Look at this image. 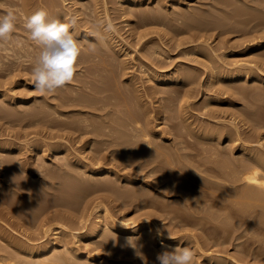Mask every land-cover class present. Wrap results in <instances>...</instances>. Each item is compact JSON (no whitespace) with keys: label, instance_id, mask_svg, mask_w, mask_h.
Masks as SVG:
<instances>
[{"label":"bare ground","instance_id":"obj_1","mask_svg":"<svg viewBox=\"0 0 264 264\" xmlns=\"http://www.w3.org/2000/svg\"><path fill=\"white\" fill-rule=\"evenodd\" d=\"M62 1L64 2L65 0H62ZM113 1H111V2L114 3ZM139 1L140 0H121V3H122L121 5L124 8L123 9L124 13L128 14V13L134 12L137 9V7H136V9L134 8L135 10H131L130 7L135 6V4H137ZM0 2H3V3H5L9 6H12V7H18L19 8V6H20L19 9L21 10V13H22V15L19 16V18L16 22V30L17 29L18 30L17 31L15 30V33L13 34L11 41L7 42L3 48H0V70H1L2 66H4V65H2V63H8V64L10 63L11 64V66L6 64L10 67L7 66V68H5L6 67L5 66L4 69L2 68V70H4V72H5L3 75L6 76V75H10L15 70L14 69L15 67L13 66V64L18 65L17 68L19 67V65H21V69H23L22 65H24V67L25 66L27 67L29 64V63H27V65H26L23 62H26L29 60L33 64L34 59L31 58L32 59L31 60L29 58L32 57L34 53H39V50H40L39 47L37 45H35L28 38L27 31L25 30V28L23 26L24 25V18H23L24 16H30L32 13H34L38 9L44 8L49 12L51 17L58 18L62 22L67 21L70 18H68V16L65 14L67 12H65V13H63L64 11L63 12L61 11L62 13L60 12V10H62L61 8L63 6L60 5V9H59L58 8L59 4L57 3L59 1H56V0H37L36 2H37L38 6L41 4H43V5L39 6V8L35 9L34 11L29 10L30 9L29 7L31 6V3H29V0H27V1H25V0H0ZM96 2H97V0H93V3L88 2L90 4H86L85 7L88 9V12L84 13V16L89 15V14H93V12L95 11ZM101 2L103 4V8L105 10L104 12L106 13V14H104V15H106V19H105V21H107L106 24H111L109 16H108L109 15V13L107 11L108 9L106 6L108 0H101ZM175 2H176V0L171 1V3H175ZM182 3H188V2H187V0H182ZM83 5L84 4H81V6H83ZM214 8H216V7H214ZM79 9L81 10V7H79ZM138 11H141V9L140 10L138 9ZM220 11H221V8H220ZM237 11L238 10H236V12ZM253 11H251V12H253ZM77 12H78V8H77ZM218 12H219V9H218ZM214 13H216V10ZM152 14H151V11H150V13H148V12L143 13L142 12V15L140 17V19L142 20V24L150 25L147 23H153V24L157 23L156 20L153 21V19H152V18L155 19L154 12ZM178 14L179 13H177V15ZM82 15H83V12H82ZM222 15H223V13H221V15H219L220 18H218L216 20L219 21V19H220V21L223 22V16L226 17L227 14L225 15V13H224V15L223 16ZM257 15H258L257 17L260 18L258 13H257ZM203 16L200 15V18ZM231 17H234V16H231ZM92 18L94 19V17H92ZM161 18H162V16H161ZM255 18H256V16H255ZM93 19H90V21L91 20L93 21ZM203 19L204 18H201L202 21L201 20H198V21L204 23L203 21H205V20H203ZM213 19H214V21L212 24H214V22H216L218 24V21H215V17ZM248 19H249V17H248ZM82 20H84V19H82ZM96 20H98L97 22H99V20L101 21L102 19L101 18L99 19L97 17V18H95V21ZM162 20H163V18H162ZM86 21H88V20H86ZM227 22H229V21H227ZM94 23L95 22L93 21V24ZM260 23H261V21H260ZM142 24H140V25H142ZM226 25H227V23H226ZM93 26H90L92 28L89 31H84V30L81 31V30H79V28L78 29L75 28V30H74L76 36L78 38H80V40L79 39L78 40L82 42L83 49H85V50L88 49L89 51L87 50L88 54L86 51L83 52L86 54L84 56H87V58L86 57L84 58L83 53H82L79 60H78V65H80L81 63H84V65H82L83 66L82 68H78L77 76H75L76 78H74L72 83H70L71 87L68 88L69 89L68 94H63V95L59 94L57 96L54 95V97L56 98L55 103H49L46 100V103L49 106L51 105L54 107V108L51 107V109L53 108L52 109L53 111H52L51 116H50L51 118L53 116L52 119H50V117L46 118V112H48V111H45L46 110L45 108H43V109H45V110H43L38 105H36L34 107H33V105L30 107L27 105L26 108L23 107L24 109L22 107H20L21 103L23 105L25 104V106H26L29 99H26L22 96H17V97L12 96L7 92V90H5L7 93H5V91H4V93H3V91L0 92V103H1L0 106L4 105L1 107L2 108V114L0 112V114H1L0 117L2 119H5L6 121H8L10 119L9 117L14 116L18 121L19 120L22 121L24 119L27 121V119L31 120V118L34 119L35 117L41 116V118H39V119H41V121L44 120V122L42 121V123L51 124L50 125L51 127L49 126V124H47L49 126L48 129L53 128V126L56 127V129H57L56 131H54V132L53 131H51V132L47 131V134H46L47 136L51 137L52 141H45L44 138L41 141H35V140L32 142L29 141L26 143L28 145V147H26V148L29 152H31V153L33 152L32 154L35 153L34 155L39 154L41 156V160H42L41 162L42 163H39L40 161L37 162L39 164L35 167V169L41 171V173H43V175L46 177H43V175H41L38 172L43 177L42 179L39 177L38 180L40 181V179H41L45 185H46V183L49 184L50 186L48 185L47 188L48 187L52 188V190H50V191H53V192L59 191V194H61V195L58 196L59 197L58 198L59 202H57L58 205L60 203V205L62 204L65 206L66 205L69 206V204L72 203V204H70L72 206L74 204V202H72V201H75L73 198H76V196L78 198L80 195L82 196L85 193L87 194L88 192H90V193L91 192H97L95 194V196L97 195L96 197H100L102 192H104L105 194L107 193L106 196L111 195L112 199L114 196V198L117 200L121 199L122 202L126 201V204H127V202L128 203L130 202L131 204L134 203L133 206L136 204V205H139V207L140 206L142 207L144 205H147L148 207H149V205H150V207L151 206L169 207L170 205H172L171 203H170V205H169V203L167 205L165 203H162V201H161V203H159V201H156L155 198L153 199L154 194L150 195V194H152V193H150L151 188H153L155 185L158 186L157 183L161 184L160 186L157 187L160 190H158V191L155 190V192L152 190L153 193H155V195L158 194V196H159V194H163L165 196L166 193L169 192V190L171 192L172 190L176 191V190H180V189H185L186 184L188 183V181H190V180H188L187 177L189 174H191V172L189 174L187 173V177L184 176V174H186V172H189V171H187L188 169H191V170L193 169L194 171L198 170L199 172L200 171L207 172L208 169H211V171H212V169H213L212 172H215L216 170H214V168L216 166H214V168H212V166L211 167L208 166L209 163H210V165H212L214 162V164L217 165V169H218L217 170L218 173L216 172L217 174L215 175L216 180L218 179L217 176H219V178L221 177L220 179L222 181L224 179V181H225L223 183L224 188H223L222 184H221L222 186H220V184H219V181H221V180L216 181V180L212 179V177H214V176H212L214 173H211V176H208L209 173L204 172L205 178L202 177L201 180L207 179V181H208L207 184H208L210 182V179H208V178L211 177L212 182H210V183H212V184L209 183L208 185H210V186L207 185V187L210 188L213 186L214 187L218 186V188H220V187L223 188V189H217L216 188V191L219 190L223 193V194L219 193L220 195L217 193V195H219V196L218 197L216 196V198L217 199L219 198L218 199L219 205H220V206L218 205L219 208L221 207V209H222V207H224V208L227 207V208H225V209H227V211L224 210L225 212L223 211L224 214L222 215L221 210H220L221 214L219 212H217L215 209L213 210L214 207L213 208L211 207L212 206L211 203H210V207L212 209H210V207H208L206 204H205V206H207L208 208L205 207L203 209L201 206L202 209H197V210L194 209L195 205L198 204L197 202L202 201V199L201 198L196 199L195 197H194L195 200L192 199L190 197L191 196L190 194H192V192L190 194H188V195H190L189 197H186L185 193H187V189L185 190L186 191L185 193L183 190V193L185 196L182 194V196H183L182 199L185 202L183 201L184 205L183 204L182 205L184 207H189V209L193 207L192 211L189 209H187V211L189 210L191 212H196V214L199 213L200 214L199 216H198V214H197V217H196V215L194 216V217H196V219L200 218V220L201 219L210 220V222H212V221H218L219 222L220 221L221 227L224 230L226 228V231H228V232H229L231 227H233L231 229H234L236 231V229L234 228L236 226V224L233 222V217L234 216L236 218L239 217V219H240V216H238V215L236 216L235 213L239 212L238 214H242V217H243L244 214H249L248 212L252 209L254 211L256 210V213H255L256 215L255 216L253 215L254 219L256 218L255 219L256 222L264 225V152L259 150V148H258V150L253 149V148L258 147V146L253 147L250 144L251 142H253L251 140V138H253L254 136L249 138L248 134L245 135V136H247L245 138L251 140V142L248 141V142H250L249 143L250 145L248 143H247L248 145L246 144L247 139H245V140L242 139L243 140L242 143L239 144V146L237 148H234V146L236 147V145H234L235 143L233 142L234 138H232L234 133L229 131L230 129L224 130L225 125L223 127L222 126L218 127L219 125L218 126L216 125V127L215 126L213 127V124H210V125H212V127H211L210 125L207 126V124H206V126H205V124L201 125L200 122L197 125L196 124L194 125L193 123L198 122L197 119L195 122H192V120L189 121V119H187L188 115H186V114H185V116L183 115L184 113H187V111L184 113L182 112L186 108L187 109L189 108L190 104L186 103V102H188V101H186L187 97L190 96L194 92H195V95L196 94L198 95V93H199L198 90H195L196 88L193 91L192 85H194L193 83L196 82V78L193 76L192 73H190L189 71L183 70V69H182L183 71L182 70L180 71L179 69H175V70H178L179 72L175 71V70L172 72H169V70H168V72H165V71H162L163 69L161 68L162 70L160 71V67H163V65H164L163 62L159 61L158 62L159 65H156L157 63H155V62H157V61L152 62L150 65H147V63H146V66H144L145 63L142 62V63H140L141 67H139L140 68L139 72H141L140 70H142V73L144 74L145 80H143V82L144 83H145V81L148 82L146 84L147 86H144V84H142L141 80H139L140 78L142 79L143 76L137 77L134 73L129 74L128 72H126V69H128V67H131V66H129L125 62H124L125 64L120 63L122 60L114 61L111 58L113 55L112 50L113 51L115 50L117 52L120 51V49L116 50L117 49L116 47H119V46H117V43H116L117 40L114 39V35H115V34H113L114 32L111 33V31H113V29H111V31L105 32L104 33L105 38L101 41V40H97L95 37H93L90 34L91 32L97 31L95 26L94 27ZM218 26H220V25H218ZM80 28L84 29V27H80ZM20 29H21V31H19ZM79 31H81V32H79ZM118 39H120V38H118ZM88 40H92L94 42V44H92V45H90V43L85 44L86 41H88ZM263 42L264 41L261 40V41H258V42H255L254 44L253 43L252 44H253V46L258 47V46H262ZM87 45H89V46H87ZM93 45L95 46V49H96L95 51H92ZM199 48H200V46H199ZM201 49H202V47H201ZM153 51H154V49H153ZM199 51H200V49H199ZM202 51H204V50H202ZM202 51H200V53ZM205 53L207 55L206 57H208L209 55L207 54L206 50L204 52V55H205ZM214 54H216V53H214ZM36 55L37 54H35L34 57ZM202 55H203V52H202ZM210 58H213L212 55ZM257 59H255V60H257ZM89 60L91 61L90 64H89ZM210 60L212 61V59H210ZM255 60H251V61H255ZM212 63L213 62H211V64ZM254 63H256V62H254ZM223 64H224V62H223ZM236 64H237V66H236ZM236 64L234 65V62H233V65L236 67L226 68L224 66L225 64L223 65L224 66L223 67L222 64L214 63L208 69L209 70L208 78L206 79L205 84L212 86V87L214 86L215 87L214 89H220V90L224 89V92H225L226 88H229V89L231 88L232 92L234 93L233 95H235V94L236 95L239 94V96L243 95L242 96L243 98H244V96L246 97L247 95H250V93L251 94L253 93V96L255 98L260 97L261 94H259V93H261V92H259L257 90L259 93L258 92L256 93L257 87L255 88L254 83L257 80H262V76H261L262 74H260L261 72L260 73L257 72V70L260 71L261 68L259 69L258 68L259 66H257V68H254V66H251V65H246L247 67L243 68L245 66V64L243 65L241 63H240V65H242L243 67L240 68L241 66H239L238 63H236ZM231 65L232 64H230V66ZM31 67H32V65H31ZM17 68H16V70H18ZM127 73H128V75H126L125 81L121 80V77H122L121 75H125ZM142 73H141V75H143ZM229 79H235V81H231V82L227 81ZM23 81L25 82V81H27V79L24 78ZM250 82L251 83L253 82V85ZM256 86H258V85H256ZM261 91L264 92V90H261ZM232 92H231V94H232ZM160 93H162L164 95H159ZM206 94H208V93L206 92ZM150 96L153 97L156 102H159L156 110L153 107H152L153 108L152 109L149 105L151 103H149L147 101L148 99L147 100L145 99L146 97H150ZM32 99H34V101L36 103V99H39V98H32ZM52 99H49V101ZM209 99H211V98H209ZM262 99H263V97H262ZM42 102H43V100H42ZM46 103H45L44 107L46 106ZM256 103H257V101H256ZM152 104H153V102H152ZM173 104L174 105L177 104L178 108H177V106H175L177 108V110L175 107H174L175 108L174 110L172 109ZM207 104H209V103H207ZM193 105H196V104H193ZM193 105H192V107H193ZM244 105H246V103ZM205 106H206V104L204 105V107ZM245 107L247 108V110H249L248 106H245ZM251 107H250V109H251ZM246 108L245 109L241 108V110H240V108L238 109V107H237V111H236V113L235 112L234 113L237 114V113L241 112L243 115L241 117H244L245 119H247L246 122L248 121L247 117H249V118L251 117L252 120L255 119V121H253L255 123H252V120H251V124L254 125V126L252 125L251 127H255L256 122H257L256 118L259 119L261 117V120H262L263 115L260 116L262 113L257 112L260 110L259 108H258L259 110H257L253 107L254 112H252V111L248 112L246 110ZM168 109H170L171 111L176 110V112L174 113L172 111L173 112L172 113L173 115H172L170 112L169 113L167 112V111H170ZM9 110L11 112H8ZM232 111H234V109ZM260 111H262V110H260ZM152 112H154V113H152ZM167 114H169V116L171 114L170 117L171 118L173 117L174 120L180 119V121H181L180 125L178 124L179 122L177 123L178 125H175V123H172L171 126L169 125L170 128L169 129L167 128L168 129L167 132L169 131L172 134L174 133L176 135V137L178 136V138L180 140L175 141L173 139L174 141L173 140L169 141L168 138H166L167 136L165 135V134H167V132H165L164 130L162 131L161 130L162 128L159 130L158 125L161 122L165 123V122H163V119L167 118ZM235 114H234V117H235ZM240 114H237V115L240 116ZM154 115H156V116H154ZM252 115H254L255 118H253ZM169 116H168V119H169ZM13 119H12V121H13ZM154 119L155 120L159 119L161 121L156 123ZM238 119H240V118H238ZM36 120L39 121L38 118L37 119L35 118V121ZM172 120L173 119H171L170 121H172ZM234 120L235 119H233V122H229V124L234 123ZM9 121L11 122V119ZM15 121L16 120H14V122ZM20 121H19V123H20ZM37 121H36V123H38ZM182 121L185 123L184 125L187 127V129H184V130H187L186 132H188L189 135H190V133L192 135H194V138L192 137V135H191V137L189 136L190 139L193 138L195 140V138H197V140H195V141H197L199 143L197 144V142H196L195 146H193L194 144L190 145L192 142H191V140H188L189 138L187 139L185 137H182L183 128L185 127L183 124L181 125V123H183ZM259 121H260V119H259ZM31 123H32V121H31ZM205 123H206V121H205ZM260 123L258 122V124H259V125L257 124L258 127H261ZM24 124H26V123L24 122ZM28 124H30V122H27V125ZM166 124H164V127ZM236 124H238V123H236ZM263 124H264V120H263ZM236 126H238V125H236ZM257 126H256V128H257ZM156 128H158V129H156ZM234 128L236 129V127H234ZM256 128H251V130L255 129L254 130V132H255L257 130ZM221 129H223L225 131L224 133L229 134L231 132V135L226 136L227 137V138L225 137L226 139L219 141V139L222 137V134H224V133L221 134V132H223V131L220 132ZM186 132L184 131L183 133L186 134ZM258 133L259 132L256 133L257 136H258ZM185 134H183V136ZM19 135L20 134H18V136ZM16 136H15V138H16ZM186 136H188V135L186 134ZM40 138H41V136H40ZM52 138L53 139L59 138V139H63V140L67 139L69 144H67L65 141H62V140H60L62 142L57 141V140H53ZM182 138H184V139H182ZM258 138H259V136L257 137V140H258ZM262 138H264V137H262ZM186 139H187V141H190L189 142L190 144L186 141ZM204 139L219 142V144L218 143L213 144V142L211 143L209 141L210 146L208 147L206 144L207 141ZM5 140H7V139H5ZM24 140H23V142H24ZM166 140H168L167 144L165 143ZM201 140L206 141L205 145L208 147V150L207 149L205 150L206 146L203 144L204 142H202ZM7 141L0 140V177L2 176L0 178V182H1V184H0V203L1 202L5 203V206H0V218H2L4 221H6L7 225L10 228L14 227V226H24L25 224L30 225V227H31V223H33L32 221L38 220L39 219L38 217H40L41 214H43V211L46 213L48 211L47 208H49V207H43V206L32 207V205L30 206L28 204L30 202H27L28 205H26V206H28V207H25L24 206L26 204L25 200H24V202H22L23 204L25 203L24 205L22 204L23 206H21V203H20L21 200H20L19 203H20L21 207H18L17 204H19V203H17V201L20 199L21 196H25L26 198L31 200V202L33 201L34 203L35 202L36 203H38V202L39 203H41V202L45 203V201H47V200H45L46 197L44 198V196L42 194H43V192L45 193L47 188H45V185H42L43 183H41V182L37 183L38 181L37 182L35 181L36 184L29 183L26 180H24L25 177L23 175L22 176L24 178L20 177L17 174L18 172L16 170V166L17 165H20V166L23 165V167H21L22 169L20 168L21 170H23V173L25 174V172H26V175H28V177H30V179H32V176H33V178H36V177H34V174H32L33 172H35L34 171L35 169L31 168L32 165H31V167H29L31 169L24 168V165H26L29 162L28 161H22L23 159L21 160L17 156L18 153H16V152H18V149L20 152V150L23 148V147L22 148L20 147L21 144L14 145L13 143L7 142ZM162 141H164V143ZM183 141L186 143L184 144ZM225 141H227V143L230 141L229 145L224 144ZM259 141H260V139H259ZM76 143L77 144L80 143V145H78V147H76V148L82 149V150L77 149L79 154L75 151L74 147H73L74 150H72L73 148L72 149L70 148V147L74 146ZM230 143L231 144L234 143V144L231 145ZM257 144H259V142ZM68 145H69V147H68ZM199 145H201V146L199 147ZM60 148H61V150H60ZM69 148H70V150L76 152V153L75 152H72V153H75L77 155L73 156L72 153H71L72 155L69 154V152H68ZM187 148H188V150L193 149V151H194V152L192 151L193 154H196L197 156L192 155L191 151H189V152L184 151ZM199 148H201V149L203 148V150L200 151ZM226 148H228V149H226ZM15 149H17V150H15ZM194 149H196V153H195ZM86 150H88V151H86ZM84 151L89 153V155L86 156V154H82V153H84ZM198 151H200L201 154L202 153H204L205 155L207 154L206 157H210V159L212 156H215V157H212L214 159H211V161H210L209 158L206 159L204 157L205 156L204 154H202L203 157L201 155H198V154H200ZM38 152H40L41 154ZM62 152H63V156L62 155H61V157L58 156L59 154H62ZM11 153L14 154V156ZM189 154H191V155H189ZM49 155L53 156L52 158H55V160L57 159V162L54 159H53L54 161H51L52 160L51 158H49L50 160L42 159V158L47 157ZM19 156H20V154H19ZM197 157H200V159H198ZM202 158L205 160H202ZM59 159H60V161H59ZM34 160H36V157H34ZM212 160H213V162H212ZM48 161H50V162H48ZM23 162H27V163L25 164ZM34 163H35V161H34ZM51 164H52V166H51ZM106 164H109V166ZM47 165L51 166L52 168L48 167ZM28 166H30V165H28ZM130 166H133L135 171L136 170L137 171H139V170L144 171V173H142L143 175L142 176L139 175V178L136 179L133 177H129L130 175L126 176L127 175L126 173H124L126 175H123V173L122 174L119 173V170H125L127 167H130ZM201 166H203V167H201ZM48 168H50V169H48ZM24 170H25V172H24ZM137 171H136V173H137ZM133 172L134 171H132V173ZM199 172H197V174H199ZM206 175H207V177H206ZM149 176H152V177L154 176L151 179L153 182L150 181L149 179H147ZM182 177L183 178L185 177V178L182 179ZM190 177H189V179H190ZM195 177L196 176H194V178ZM191 178L193 179V177H191ZM162 179H164V182H162ZM122 180H124L125 183H127V185L123 186V184L119 183L120 186L119 185L117 186L115 184L117 182H121ZM193 180H196V178ZM213 180H214V183H213ZM28 181H30V180H28ZM186 181H187V183H186ZM176 182H179V183L176 184ZM215 182H218V183H216V184H218L217 186H216ZM189 183L192 184L191 182H189ZM220 183H222V182H220ZM204 184L206 185V183H204ZM204 184L201 183V185H204ZM233 184L235 186H233ZM211 185H213V186H211ZM188 186H189V184H188ZM188 186H187V188H188ZM200 188H202V187H200ZM209 188H207V189H209ZM70 189H71V191H69V194H68L67 191ZM211 189L212 188H210L209 190L211 191ZM23 190H25V192H23ZM99 190L100 191L102 190V192H98ZM148 190H149V192H148ZM6 191H10V193L12 192V194H18L19 199H17V201H15L16 199L13 200L10 196H8V195L5 196L3 194V192H6ZM180 191L182 193V190H180ZM62 192L67 193L68 195L66 197H63L64 195ZM98 193H99V196H98ZM104 193H103V195H104ZM193 193H195V192H193ZM47 194H48V192H47ZM108 194H110V195H108ZM212 194L213 193L211 191V195ZM55 195L57 196V194H55ZM55 195H53V197H55ZM215 195H216V193H215ZM178 196H180V195H178ZM96 197H94V198H96ZM212 197L213 196H211V198ZM103 198L101 197V199H103ZM202 198L204 199V195ZM205 198H206V196H205ZM28 199H27V201H29ZM55 199H54L53 203L55 202ZM58 199H56V200H58ZM81 199H80V201H81ZM98 199H100V198H97L96 200H98ZM115 199L113 201H115ZM217 199H216V202H217ZM48 200L50 201V199H48ZM211 200H210V202L213 201V200L212 201ZM176 201H174V202H176ZM96 202H99V201H96ZM204 202H206V200ZM46 203H49V202H46ZM53 203H51V204L49 203V204L53 205ZM100 203H101V200H100ZM38 204H36V205H38ZM129 204H128V206H129ZM185 204H187V205H185ZM201 204L202 203H200L199 205H201ZM33 205H35V204H33ZM54 205H56V204H54ZM99 205H97V206L99 207ZM71 206L66 207V208L72 209L73 207H71ZM123 206H122V208H123ZM183 206H182V208H184ZM214 206H216V205L214 204ZM170 207H172V206H170ZM197 207H198V205H197ZM232 207H234V208L236 207V208L232 209ZM62 208L63 207H61V209ZM102 208H103L102 209L103 214L101 213V214L97 215V218H95L96 220H95L94 224H91L92 226L89 224L90 225L89 230L87 232H85L83 235L79 234V239L82 237L84 238V235L89 240L91 238L90 243L93 244L92 246H94L93 247L94 250H98L99 248H101L102 251H103V249L107 250V252L104 251L105 253H102V255L104 257L101 255H98V254L90 255L89 250H86L87 248L85 249V251L83 250L84 252L82 253L83 254L82 257L78 256V251H76V250L80 249V248H77V247H79V246H77L78 244L76 245L77 247L74 248V246L72 245V242L74 243V241H72L73 239L72 240L69 239V237H68L69 234L67 232L60 230V233H62V234H61V236H60V234H58V235L60 236L61 239L58 238V236H57L58 240H56L55 242L52 243L50 241L52 239L47 241V239L45 238L47 242H45V243L42 242L40 245H37L38 246L37 248L35 247L36 250H38L39 248L42 250L40 257L38 256L39 258L37 257V259L35 258V261H30V262H27L24 260L26 262V263H24L23 262L24 258L22 259V257H24L23 255L32 254L31 253L33 251L32 247L34 248V246L25 245V243H22L19 241L17 242L15 240H10L11 236L9 235L8 229L0 226V242L7 243L9 247L12 246L11 247L12 250L10 248L9 249H7V248L1 249L0 264H159V261L157 260V254H156V256L154 254L160 249H158L156 252H154V249L152 251V249L150 250V248H149V246L152 247V244H153L152 242H153V240H155L154 239L155 235L153 234L154 231H152L153 229L150 226L151 220L149 221V224L148 223L146 224L143 222V223H141V225L140 224H133L132 225V223H128V222L126 223V222H121V221H120L121 223H118L116 220H114L115 218L111 219V216H110L111 213L109 214L107 212L106 206L102 207ZM57 209H58V207H57ZM45 210H47V211H45ZM153 210H155V209H153ZM166 210L167 209H165V211ZM50 211H52V210H50ZM57 211H60V210H57ZM183 211H185V210H183ZM183 211H182V214L185 215ZM153 212L155 213V211H153ZM178 212H180V211H178ZM251 212L253 213V211H251ZM67 214H68V212H67ZM192 214L194 215L195 213H192ZM49 215H50V218L49 219L46 218V220H48V221H45V223L49 222L50 220L53 221V219H54V222H55V219H58V221L60 219V221L62 222L61 218L64 217L63 222H65V224H66V221H64V219H65L64 212L63 213H59V212L55 213L54 212V215L52 213H50ZM49 215L47 216V214H45V217H49ZM170 215H171V213H170ZM187 215H188V213H187ZM70 216L71 215L69 213V217ZM72 216H74V214H72ZM148 216H149V214H148ZM245 216H244V218H246L248 215L246 217ZM41 217L43 219V216H41ZM89 217H90V215H89ZM89 217H86L85 214L82 215V213H81V218H79V219L80 220L83 219V221H81V222L79 220L78 221L80 223H83L82 226L84 227V226H86V222H87ZM165 217H167V216H165ZM189 218H190V216H189ZM244 218L240 219V221L241 220L243 221ZM249 218H250V216H249ZM42 219H40V220H42ZM69 219H68V221H69ZM175 219H176V217H175ZM250 219H252V218H250ZM121 220H123V219H121ZM125 220H127V219H125ZM39 221H38V223L41 222V221L40 222ZM52 221H50V222H52ZM74 221H75L74 219L73 220L71 219L72 223ZM193 221H195V219ZM237 221H235V222L237 223ZM240 221H239V223H240ZM253 221L254 220H252V222ZM61 222H56L57 223V224L55 223L57 225L56 227L59 228V225H60V227L63 228L62 227L63 224H60ZM185 222L186 221H184V223ZM199 222H202V221H199ZM245 222H246V219H245L244 223ZM248 223H249V221H248ZM55 224H53V225H55ZM203 224H204V221H203ZM50 225L51 224H49V226H48V223H47L46 228L45 227H44L45 229L42 228L44 234L47 231L49 232V229L52 226V225L51 226ZM124 225H126L128 227H125ZM139 225L141 226L140 228H139ZM151 225H152V227H154L153 225L156 226V229H154L157 232L156 236H158L161 240H164V239L169 240V238L168 237L166 238L164 236L165 234L163 235L159 229L157 231V225L154 221L151 222ZM191 225H192V223H191ZM201 225H202V223H201ZM237 225L240 226V224H237ZM5 226H6V224H5ZM40 226H41V223H40ZM64 226H66V225H64ZM72 226L73 225H70V227H72ZM219 226H220V224H219ZM67 227H69V226H67ZM145 227H148V229L149 228L150 229L148 231L147 230L142 231L141 236L138 235L137 237H135V238H137V244L139 246V251H140V253H142V255L144 257V259H141L140 256L135 257L137 253L131 246H129L126 234H128L129 236H132L130 234L139 232L140 229L145 228ZM206 227L207 226H205V228ZM213 227H214V225H213ZM227 227L228 228L230 227L229 230H227L228 229ZM245 227H246V229L248 228L247 225ZM245 227H243L244 232L246 231V230H244ZM73 228H70V229H73ZM75 229H77V227ZM212 229L214 230V228H211V230ZM238 229H240V227ZM27 230H29V228L27 229V227H25L23 229V231L25 233H28ZM142 230H144V229H142ZM224 230L221 229V231H224ZM248 230H249V228H248ZM38 231H39V229H38ZM40 231H42V230L40 229ZM212 231H211V233H212ZM235 231H233L234 234H235ZM72 232H74V231H72ZM144 232H146V233H144ZM175 232H176V230H175ZM231 232H232V230H231ZM76 233L77 232H75L73 234V237L78 238V237H76V236H78L77 235L78 233L77 234ZM139 233H141V232H139ZM30 234H29V236H32V234L31 235ZM39 234H42V236H43V233L40 232ZM246 234H248V233H246ZM124 235H125V238L127 239L126 241H125V239L121 238V237H124ZM199 235H200V230H199ZM263 235H264V233H263ZM134 236H136V235H134ZM230 236H229V238H230ZM235 236L239 237V235H235ZM92 237H94V238L92 239ZM95 237H98V238L95 239ZM203 237H204V235H203ZM224 237H222V238H224ZM252 238L256 239V237H252ZM113 239H115V240H113ZM214 239H215V237H214ZM218 239H221V238H218ZM262 239H263V237H262ZM24 240H26V239H24ZM37 240H39V239H37ZM178 240L179 239H173L172 238L171 242L178 244L179 243ZM256 240H258V237ZM237 243H238V241H237ZM246 244H247V242H246ZM162 245L165 246L166 244H163V242H162ZM184 245L181 244L182 247ZM186 245L188 246V242ZM186 245L184 247H187ZM57 246H61L62 248L60 249ZM168 246H169V244H168ZM56 248H58L59 250ZM127 249H130V250L126 251ZM212 249H216V248H212ZM240 249H239V251H243L245 248L243 250H242V248H240ZM36 250H35V252L37 253ZM222 250H223V248H222ZM222 250H221V252H222ZM258 250H259V248H258ZM80 251H82V250L80 249ZM165 251H166V249H165ZM168 251H171V250H168ZM246 251H244V252L246 253V255L248 257V253ZM88 253L90 256H88ZM98 253H100V251H98ZM158 254H161V253L158 252ZM201 255L203 257L205 264H233L232 261L234 260V259L233 260L231 259L232 261L226 260L225 258H221L219 256H214V255H209V254L205 255L203 253ZM198 256H200V255H198ZM250 256H252L251 253H250ZM26 260H27V258H26ZM260 260H262V259H260ZM245 261H246V259H245ZM234 263H235V261H234ZM238 264H241V263L239 262Z\"/></svg>","mask_w":264,"mask_h":264},{"label":"rangeland","instance_id":"obj_2","mask_svg":"<svg viewBox=\"0 0 264 264\" xmlns=\"http://www.w3.org/2000/svg\"><path fill=\"white\" fill-rule=\"evenodd\" d=\"M25 1H27V0H25ZM37 0H29V3H31V6L29 7L30 9L29 10H31V11H34L35 9H37V8H39V6H42L43 4H41V5H37V2H36ZM56 1H59V2H57L58 4H59V9H60V5H62L63 7L61 8L62 10H60V12L62 11H64L63 13H65V12H67V13H65L67 16H68V18H71L73 15H77L78 17H79V21H78V24H77V26H76V29H78L79 28V30H84V31H89V30H91V28L92 27H90V26H95V24H97L98 22V20H96L95 21V18H101L102 20V22L99 20V22L100 23H103V24H105V25H107L106 23H107V21H105V19H106V15H104V14H106L104 11V8H103V4H102V2H101V0H97V2H96V4H95V11L93 12V14H89V15H86V16H84V13H86V12H88V9L85 7L86 6V4H90V3H93V0H65L64 2L62 1V0H56ZM111 1H113V0H108V2H107V11H108V13H109V19H110V23H111V25L114 27H112V29H113V31H111V33H113V34H115L114 35V39L115 40H117V46H119V47H116L117 49L116 50H119L120 49V51H113L112 50V53H113V55H112V59L114 60V61H119V60H124L123 62L121 61L120 63H123V64H125V63H127L129 66H131V67H128V69H126V72H128L129 74H131V73H134L137 77H142V79L140 78L139 80H141V82H142V84H144V86H147L146 84L148 83V82H146L145 81V83L143 82V80H145V78H144V74L142 73V70H140L141 72H139V67H141V65H140V63H145V65L144 66H146V63H147V65H150L152 62H155V61H157V62H155V63H157L156 65H159V61L160 62H163L164 63V65H163V67H160V71L162 70V71H165V72H168V70H169V72H172V71H174L175 69H179L180 71L183 69V70H186V71H189L190 73H192L193 74V76L196 78V82H194L193 84L194 85H192V88H193V91H194V89L195 90H198L199 91V93H198V95L196 94L195 95V92L194 93H192L190 96H186L187 97V100L186 101H188V102H186V103H189L190 105H189V108L187 109H185V110H183L182 112L184 113V112H186L187 111V113H184L183 115L185 116V114L186 115H188V118L187 119H189V121H191L192 120V122H195L196 121V119H197V121L198 122H195V123H193L194 125L196 124H198L199 122H200V124L201 125H204L205 124V126H206V124H207V126H209L210 124H213V127L215 126L216 127V125L218 126V127H220V126H224L225 125V127H224V130L226 129H230L229 131H231L232 133H234V137L232 136V138H234V143H232V144H234V145H236V147L234 146V148H237L238 146H239V144H241L242 143V141L243 140H245V139H247V138H245V137H247V136H245V135H247L248 134V136H249V138L250 137H252V136H254L253 138H251V140L253 141V142H251V140L250 139H247L246 140V144L248 143H250L253 147H257V148H253L254 150H258V148H259V150H261V151H263L264 152V138H262V137H264V124H263V120H264V92L263 91H261V90H264V42L262 43V46H253V44L255 43V42H258V41H264V1L263 0H187V2L188 3H182V0H176V2L175 3H171V1L172 0H140L137 4H135V6H132V7H130L131 8V10H135L136 9V7H137V11L135 10L134 12H131V13H124V8H123V6L121 5L122 3H121V0H114L113 2L114 3H112ZM143 1V2H142ZM88 2H90V3H88ZM116 2V3H115ZM140 3V4H139ZM224 3V4H223ZM81 4H84L83 6H81ZM259 4V5H258ZM262 6V7H261ZM79 7H81V10L79 9ZM214 7H216V8H214ZM239 7V8H238ZM19 8H20V6H19ZM77 8H78V12H77ZM135 8V9H134ZM152 10H151V9ZM220 8H221V11H220ZM263 8V9H262ZM64 9V10H63ZM138 9L140 10L141 9V11H138ZM144 11H143V10ZM218 9H219V12H218ZM260 11H259V10ZM76 10V11H75ZM147 10V11H146ZM215 10H216V13H214L215 12ZM225 10V11H224ZM236 10H238L237 12H236ZM254 10V11H253ZM257 10V11H256ZM150 11H151V14L154 12V15H155V19L154 18H152L153 19V21H155L156 20V22L157 23H147V24H150V25H144V24H142V20L140 19V17H141V15H142V12L143 13H150ZM228 13H227V12ZM233 11V12H232ZM235 11V12H234ZM251 11H253V12H251ZM61 12V13H62ZM80 12V13H79ZM82 12H83V15H82ZM230 12V13H229ZM107 13V14H108ZM177 13H179L178 15H177ZM201 13V14H200ZM221 13H223V15H224V13H225V15H226V17L225 16H223V22L222 21H220V19H219V21L218 20H216V19H218V18H220V16L219 15H221ZM232 13V14H231ZM257 13L259 14V16H260V18L259 17H257L258 15H257ZM137 14V15H136ZM157 14V15H156ZM201 16H203V17H201V18H204L203 20H205V21H203L204 23H202V22H200V21H198V20H201V18H200V15ZM203 14V15H202ZM231 14V15H230ZM252 14V15H251ZM94 17V19L91 17ZM153 15V14H152ZM218 15V16H217ZM229 15V16H228ZM91 18H90V17ZM158 16V17H157ZM161 16H162V18H163V20H162V18H161ZM164 16V17H163ZM173 16V17H172ZM178 16V17H177ZM231 16H234V17H231ZM255 16H256V18H255ZM84 17V18H83ZM181 17V18H180ZM215 17V21H218V24L216 23V22H214V24H212L213 23V21H214V18ZM248 17H249V19H248ZM252 17V18H251ZM86 18V19H85ZM82 19H84V20H82ZM90 19H93V21L95 22L94 24H93V21L91 20L90 21ZM139 19V20H138ZM159 19V20H158ZM86 20H88V21H86ZM151 20V19H150ZM161 20V21H160ZM258 20V21H257ZM86 21V22H85ZM202 21V20H201ZM227 21H229V22H227ZM260 21H261V23H260ZM80 22V23H79ZM88 22V23H87ZM160 22V23H159ZM163 22V23H162ZM221 24H220V23ZM82 23V24H81ZM87 23V24H86ZM226 23H227V25H226ZM260 23V24H259ZM80 24V25H79ZM85 26H84V25ZM140 24H142V25H140ZM258 24V25H257ZM263 24V25H262ZM83 25V26H82ZM88 25V26H87ZM90 25V26H89ZM218 25H220V26H218ZM79 26V27H78ZM93 26V27H94ZM204 26V27H203ZM212 26V27H211ZM223 26V27H222ZM80 27H84V29H82V28H80ZM18 30V29H17ZM16 30V31H17ZM116 32H115V31ZM19 31H21V29L19 30ZM81 31H79V32H81ZM92 33V32H91ZM77 37V36H76ZM117 37V38H116ZM118 38H120V39H118ZM261 38V39H260ZM77 39H79L80 40V38H78L77 37ZM249 42V43H248ZM89 44L90 43V45H92V44H94V42L92 41V40H88V41H86V43L85 44ZM253 43V44H252ZM87 46H89V45H87ZM157 46V47H156ZM199 46H200V48H199ZM154 47V48H153ZM201 47H202V49H201ZM256 47V48H255ZM110 49V48H109ZM153 49H154V51H153ZM198 49V50H197ZM199 49H200V51H202V50H204V51H202L203 52V55H202V52L200 53V51H199ZM87 50L88 49H84V51L83 52H87ZM193 50V51H192ZM205 50H206V52H207V54L211 57V55H212V57L213 58H210L209 56V58L210 59H212V61L208 58V57H206L207 55H206V53H205V55H204V52H205ZM89 51V50H88ZM215 51V52H214ZM82 52V53H83ZM192 52V53H191ZM195 52V53H194ZM214 53H216V54H214ZM35 54H37L38 55V53H34L33 54V56L32 57H30L29 59H31V58H35L34 57V55ZM87 54H88V52H87ZM201 54V55H200ZM84 55H86L85 53H83V57L85 58H87V56H84ZM218 57H217V56ZM221 56V57H220ZM222 58V59H221ZM258 58V59H257ZM261 58V59H260ZM126 59V60H125ZM255 59H257V60H255ZM260 59V60H259ZM9 60V59H8ZM32 60V59H31ZM214 60V61H213ZM251 60H255V61H251ZM262 60V61H261ZM222 61V62H221ZM237 61V62H236ZM248 61V62H247ZM90 60H89V64H90ZM125 62V63H124ZM211 62H213L212 64H211ZM223 62H224V64H223ZM228 64H226V63ZM233 62H234V65L236 64V63H238L239 64V66H241L240 68H242L243 66L242 65H240V63L241 64H245V66L243 67V68H246L247 66L246 65H251V66H254V68H257V66H259L258 68L260 69V71L259 70H257V72L258 73H260V74H262L261 76H262V80H257L255 83H254V86H255V88L257 87V89H256V93L259 91V92H261V93H259V94H261V96L260 97H258V98H255L254 96H253V93L251 94L250 93V95H247L246 97L244 96V98L242 97L243 95H240L239 96V94L238 95H233L234 93L232 92V89L230 88H226L225 89V92H224V89H214L215 87L213 86H209V85H207V84H205V81H206V79L208 78V72H209V67L211 66V65H213L214 63H217V64H222V66L224 65L226 68H234V67H236L237 66V64H236V66H234L233 65ZM254 62H256V63H254ZM23 63H25L26 65H27V63H29L28 64V68L25 66L24 67V65H22L23 66V69H21V65H19V67L17 68V66L18 65H16V64H13V66L15 67L14 69V71L10 74V75H3L5 72H4V70H2V68L4 69V67L5 68H7V66L8 65H10L11 66V64L9 63H2V65H4V66H2V68H1V70H0V92H2L3 91V93H4V91L5 90H7V92L10 94V95H12V96H22V97H24V98H26V99H29V103L27 102V104H26V106H25V104L23 105L22 103L20 104V107H24V108H26L27 107V105L30 107V106H32L33 105V107L34 106H36V105H38V106H40L42 109L43 108H45V109H43V110H45V111H48V112H46V118H49L50 116H51V113H52V109L54 108L53 106H49L47 103H46V100L49 102V103H55L56 102V98L54 97V95L55 96H57V95H63V94H68V91H69V87H71V85L70 84H67L66 86H64L63 88H60V89H57L55 92H53V93H49V94H47V95H39L38 93H36L35 92V90H34V86H33V84H32V82H31V80H32V72H31V65H32V62H30L29 60L28 61H26V62H23ZM88 63V62H87ZM6 64H8V65H6ZM166 64V65H165ZM211 64V65H210ZM230 64H232L231 66H230ZM82 65H84V63H81L80 65H78V68H82L83 66ZM86 65V64H85ZM88 65V64H87ZM139 65V66H138ZM171 65V66H170ZM227 65V66H226ZM10 66H8V67H10ZM184 68H183V67ZM189 66V67H188ZM223 66V67H224ZM238 66V67H239ZM30 67V68H29ZM180 67V68H179ZM193 67V68H192ZM16 68L18 69V70H16ZM21 70H20V69ZM137 68V69H136ZM144 68V67H143ZM162 68V69H161ZM205 68V69H204ZM142 69V68H141ZM182 70V71H183ZM208 70V71H207ZM175 71H178V70H175ZM179 72V71H178ZM204 72V73H203ZM14 73V74H13ZM128 73L127 74H125V75H121L122 77H121V80H124L125 81V77H126V75H128ZM141 73L143 74V75H141ZM75 76H77V73L75 74ZM74 76V78H76ZM79 77V76H78ZM205 77V78H204ZM24 78H26L27 79V81H23L24 80ZM108 79V78H107ZM198 79V80H197ZM227 81H235V79H229V80H227ZM240 81V80H239ZM243 81V80H242ZM241 81V82H242ZM245 81V80H244ZM260 81V82H259ZM251 83V82H250ZM252 85H253V82L251 83ZM70 85V86H69ZM256 85H258V86H256ZM196 86V87H195ZM205 86V87H204ZM253 87V86H252ZM259 87V88H258ZM203 88V89H202ZM260 89V90H259ZM11 90V91H10ZM205 92H204V91ZM258 90V91H257ZM6 91H5V93H7ZM206 92L208 93V94H206ZM213 92V93H212ZM231 92H232V94H231ZM263 92V93H262ZM70 93V92H69ZM15 94V95H14ZM53 95V96H52ZM159 95H164V94H162V93H160ZM196 96V97H195ZM253 96V97H252ZM43 97V98H42ZM45 97V98H44ZM54 97V98H53ZM214 97V98H213ZM237 97V98H236ZM240 97V98H239ZM249 97V98H248ZM262 97H263V99H262ZM32 98H39V99H36V103H35V101H34V99H32ZM47 98V99H46ZM53 98V99H52ZM152 98V99H151ZM209 98H211V99H209ZM217 98V99H216ZM227 98V99H226ZM233 98V99H232ZM247 98V99H246ZM254 98V99H253ZM41 99V100H40ZM49 99H52V100H50L49 101ZM149 103H151V104H149L150 105V107L152 108H154L155 110L157 109V106H158V103L159 102H156L155 101V99L153 98V97H146L145 98ZM244 99V100H243ZM250 99V100H249ZM252 99V100H251ZM260 99V100H259ZM38 100V101H37ZM42 100H43V102H42ZM54 100V101H53ZM152 100V101H151ZM247 100V101H246ZM34 101V102H33ZM242 101V102H241ZM256 101H257V103H256ZM260 101V102H259ZM42 102V103H41ZM152 102H153V104H152ZM206 102V103H205ZM250 102V103H249ZM254 102V103H253ZM262 102V103H261ZM35 105H34V104ZM44 103V104H43ZM45 103H46V106L44 107V105H45ZM173 103V102H172ZM207 103H209V104H207ZM234 103V104H233ZM246 103V105H244ZM253 105H252V104ZM1 104V103H0ZM175 104V103H174ZM173 104V106H172V109L174 110L176 107L175 106H177V104L176 105H174ZM193 104H196V105H193ZM206 104V106L204 107V105ZM212 104V105H211ZM248 104V105H247ZM192 105H193V107H192ZM250 105V106H249ZM2 106H4V105H1L0 106V112H1V114H2ZM203 106V107H202ZM242 106V107H241ZM245 106H248V108H249V110H247V108L245 107ZM252 106V107H251ZM51 107H53L52 109H51ZM175 107V108H174ZM237 107H238V109L240 108V110H241V108L242 109H245L246 108V110L249 112V111H252V112H254V108L255 109H257V110H262V111H257V112H260V113H262L260 116H262L263 118H262V120H261V117L259 118L260 119V121H259V119L258 118H256V126H257V124H258V122L260 123V126L261 127H258L257 126V128H256V126L255 127H251L253 124H251V120H252V118L250 117H247L248 118V121L246 122V120L247 119H245L244 117H241V116H243L242 115V113L241 112H239V113H237V114H240V116H238L237 114H235L236 113V111H237ZM245 107V108H244ZM250 107H251V109H250ZM254 107V108H253ZM23 108V109H24ZM40 108V109H41ZM49 108V109H48ZM152 108V109H153ZM177 108H178V106H177ZM177 108H176V110H177ZM259 108V109H258ZM48 109V110H47ZM193 109V110H192ZM234 109V111H232ZM168 110H170V109H168ZM172 110V111H173ZM176 110L175 111H173L174 113L176 112ZM171 110L170 111H167L168 113L170 112L171 114L173 113ZM256 111V110H255ZM8 112H11L10 110L8 111ZM190 112V113H189ZM235 114V117H234V114ZM152 113H154V112H152ZM232 113V114H231ZM0 114V115H1ZM49 116H48V115ZM171 114H170V116H171ZM53 115V114H52ZM157 115V114H156ZM156 115H154V116H156ZM173 115V114H172ZM190 115V116H189ZM48 116V117H47ZM168 116H169V114H167V118H165V119H163V122H165V123H160L159 125H158V127H159V130L161 129L162 131L164 130L165 132H167V130L170 128V126H171V124L172 123H175V125H180V119L178 120V119H175L174 120V118L172 117H170L169 116V119H168ZM237 116V117H236ZM187 117V116H186ZM190 117V118H189ZM195 119H193V118ZM252 117L253 118H255V116L254 115H252ZM8 118V117H7ZM11 119V122L9 121L10 119ZM8 119V121H6L5 119H2L1 117H0V140H4V141H7V142H11V143H13L14 145H18V144H21L20 145V147L23 149H21L20 150V152H19V149H18V152H16V153H18V157H19V159H23L22 161H28L29 163H27V162H23V163H27L26 165H24V168H27V169H35V167L39 164V163H42L41 161V156L39 155V154H37V155H34V154H32L31 152H29L28 150H27V148L26 147H28V145L26 144L27 142H32V141H41V140H43V138H44V140L45 141H52L51 140V137H49V136H47L46 134H47V131H56L57 129H56V127H54L53 126V128H51V129H48L49 128V126L51 125V124H49V123H46V124H44V123H42V121L44 122V120H42L41 121V119H39V118H41V116H39V117H35L36 119L38 118V120L40 121H37L38 123H36V121H35V118L33 119V118H31V120L30 119H27V121L24 119V120H22V121H20V123H19V121L14 117V116H12V117H9ZM14 118V119H13ZM52 118H53V116H52ZM51 117H50V119H52ZM152 118V117H151ZM173 119L172 121H170L171 119ZM238 118H240V119H238ZM12 119H13V121H12ZM45 119V118H44ZM231 119V120H230ZM233 119H235L234 120V123H231V124H229V122H233ZM242 119V120H241ZM245 119V120H244ZM14 120H16L15 122H14ZM30 120V121H29ZM155 120V119H154ZM194 120V121H193ZM200 120V121H199ZM202 120V121H201ZM26 123V124H24V122ZM31 121H32V123H31ZM161 120H159V119H156L155 120V122L157 123V122H160ZM170 121V122H169ZM176 121V122H175ZM205 121H206V123H205ZM253 121H255V119H253L252 120V123H255V122H253ZM9 122V123H8ZM27 122H30V124H28L27 125ZM154 122V121H153ZM179 122V123H178ZM183 122V121H182ZM208 122V123H207ZM167 123V124H166ZM170 123V124H169ZM178 123V124H177ZM203 123V124H202ZM224 123V124H223ZM236 123H238V124H236ZM47 124H49V126L47 125ZM164 124H166L165 125V127H164ZM184 125L185 123L183 122V123H181V125ZM215 124V125H214ZM221 124V125H220ZM251 124V125H250ZM170 125V126H169ZM231 125V126H230ZM236 125H238V126H236ZM259 125V124H258ZM263 125V126H262ZM25 126V127H24ZM48 126V127H47ZM185 126V125H184ZM211 127H212V125H210ZM254 126V125H253ZM51 127V126H50ZM183 127V126H182ZM186 127V126H185ZM183 128V132L185 131H187V130H184V129H187V127L186 128ZM217 127V128H218ZM232 127V128H231ZM234 127H236V129L234 128ZM47 128V129H46ZM55 128V129H54ZM168 128V129H167ZM251 128H256L257 130L254 132V130L255 129H253V130H251ZM261 128V129H260ZM156 129H158V128H156ZM223 129H221L220 130V132L221 131H223V132H221V134L222 133H224L225 131H224ZM241 130V131H240ZM243 130V131H242ZM261 130V131H260ZM248 131V132H247ZM34 132V133H33ZM182 132V137H185V138H189L188 140H191V144L189 143L190 141H187V139H186V141L190 144V145H193V146H195L196 144V142L197 141H195V140H197V138H195V140L193 139L194 138V135H192L191 133H190V135H189V133L188 132H186V134L188 135V136H186V134L185 133H183ZM231 132L228 134V133H224V134H222V137L219 139V141H222L223 139H226L227 137L226 136H229V135H231ZM245 132V133H244ZM257 132H259L258 133V136H259V138H258V140H257ZM2 133V134H1ZM169 133V134H168ZM236 133V134H235ZM18 134H20L19 136H18ZM49 134V133H48ZM183 134H185L184 136H183ZM228 134V135H227ZM260 134V135H259ZM10 135V136H9ZM17 135V136H16ZM22 135V136H21ZM167 137L166 138H168V140L169 141H171V140H175V141H177V140H180L179 138H178V136L176 137V135L173 133H171V132H167V134H165ZM175 135V136H174ZM191 135H192V137L193 138H191L190 139V137H191ZM240 135V136H239ZM263 135V136H262ZM15 136H16V138H15ZM40 136H41V138H40ZM46 136V137H45ZM190 136V137H189ZM261 136V137H260ZM13 137V138H12ZM35 137V138H34ZM226 137V138H225ZM22 138V139H21ZM25 140H24V139ZM31 138V139H30ZM229 138V137H228ZM238 138V139H237ZM5 139H7V140H5ZM20 139V140H19ZM33 139V140H32ZM53 139V138H52ZM182 139H184V138H182ZM243 139V140H242ZM254 139V140H253ZM259 139H260V141H259ZM23 140H24V142H23ZM53 140H57V141H60V140H62V141H65L67 144H69L68 143V140L66 139H59V138H57V139H53ZM168 140H166L165 141V143L167 144V141ZM173 140V141H174ZM204 140H206V139H204ZM202 141V142H204L203 144L205 145V142H206V144H207V146L209 147L210 145V142L212 143L213 142V144L214 143H218L219 144V142H215V141H212V140H206V141ZM236 140V141H235ZM22 141V142H21ZM62 141H60V142H62ZM195 141V142H194ZM210 141V142H209ZM248 141H250V142H248ZM259 142V144H257L258 142ZM163 143H164V141H162ZM184 142V141H183ZM230 142V141H229ZM229 142L227 143V141H225L224 142V144H228L229 145ZM232 142V141H231ZM237 142V143H236ZM255 142V143H254ZM24 143V144H23ZM186 142H184V144H185ZM187 143V144H188ZM199 142H197V144H198ZM261 143V144H260ZM26 144V145H25ZM66 144V145H67ZM231 144V143H230ZM231 144V145H232ZM247 144V145H248ZM249 144V145H250ZM76 145V146H75ZM74 146H72V147H70L71 149L74 147L75 148V151L78 153V150H82V149H79V148H76V147H78V145H80V143H76ZM255 145V146H254ZM263 145V146H262ZM71 146V145H70ZM201 145H199V147H200ZM206 146V145H205ZM205 147V150L207 149L208 150V147ZM262 146V147H261ZM25 147V148H24ZM68 147H69V145H68ZM70 148H69V154H71L72 152H75V151H72V150H74V148L72 149V150H70ZM189 148V147H188ZM188 148L187 149H185L184 151H186V152H189V151H193V149H190V150H188ZM78 149V150H77ZM226 149H228V148H226ZM15 150H17V149H15ZM27 150V151H26ZM60 150H61V148H60ZM188 150V151H187ZM195 150V153H196V149H194ZM199 150L201 151V150H203V148L201 149V148H199ZM71 151V152H70ZM86 151H88V150H86ZM86 151H84V153H82V154H86V156H88L89 155V153H87ZM200 151H198L200 154H198V155H201L202 157H203V155L202 154H204V153H202L201 154V152ZM64 152V151H63ZM63 152H62V154H59L58 156H60L61 157V155L63 156ZM75 152V153H76ZM86 152V153H85ZM190 152V153H191ZM194 152V151H193ZM193 152H192V155H195V156H197L196 154H193ZM38 153H40V152H38ZM61 153V152H60ZM65 153V152H64ZM75 153H72L73 154V156L74 155H77V154H75ZM12 154V153H11ZM19 154H20V156H19ZM41 154V153H40ZM71 154V155H72ZM79 154V153H78ZM13 156H14V154H12ZM22 155V156H21ZM70 155V156H71ZM189 155H191V154H189ZM205 155V154H204ZM207 155V154H206ZM206 155L204 156L206 159H210V157H206ZM32 156V157H31ZM200 156V157H201ZM21 157V158H20ZM30 157V158H29ZM34 157H36V160H34ZM53 156H51V155H49V156H47V157H44V158H42V159H47V160H50L49 158H51L52 160L51 161H54L55 160V158H52ZM72 157V156H71ZM200 157H197L198 159H200ZM212 157H215V156H212ZM211 157V159H214V158H212ZM33 158V159H32ZM54 159V160H53ZM211 159H210V161H211ZM35 161V163H34V161ZM202 160H205V159H203L202 158ZM40 161V162H39ZM56 162H57V159L55 160ZM59 161H60V159H59ZM209 161V160H208ZM209 161V162H210ZM34 164H33V163ZM37 162H39V163H37ZM48 162H50V161H48ZM208 162V163H209ZM212 162H213V160H212ZM37 163V164H36ZM207 163V164H208ZM213 164H214V162H213ZM210 165V163L208 164V166L209 167H211L212 166V168H214V166H216L215 168H214V170H216L215 172H212L213 171V169H212V171H211V169H208L207 170V172L209 173V175L208 176H211V173H214L212 176H214V177H212V179H214V180H216V174L218 173V169H217V165L216 164H214V165ZM22 165V164H21ZM28 165H30V166H28ZM31 165H32V167H31ZM34 165V166H33ZM106 165H108L109 166V164H106ZM18 166V167H17ZM16 166V170H17V174L20 176V177H23L24 178V180H26L27 182H29V183H32V184H36V182L37 183H39V182H41V183H43L42 182V178L43 177H46V176H44L43 175V173H41V171H39V170H37V169H35L34 171L35 172H33L32 174H34V177H36V178H33V176H32V179H30V177H28V175H26V172H25V170H24V172H25V174L23 173V170H21L22 168L21 167H23V165L22 166H20V165H17ZM27 166V167H26ZM48 166V165H47ZM51 166H52V164H51ZM51 166H48V167H51ZM29 167H31V168H29ZM201 167H203V166H201ZM200 167V168H201ZM21 168V169H20ZM52 168V167H51ZM21 171H20V170ZM26 169V170H27ZM40 169V168H39ZM48 169H50V168H48ZM110 170V169H109ZM134 171L133 173H132V171ZM197 170V169H196ZM37 171V172H36ZM129 171V172H128ZM137 171V170H136ZM136 171L134 170V167L133 166H130V167H127L125 170H119V173L120 174H122L123 173V175H126V176H129V177H133V178H139V175L140 176H142L143 174L142 173H144V171H137V173H136ZM187 171H189V172H186V174H184V176H186L187 177V173L189 174L190 172H191V174H189L188 175V180H190V181H188V183H187V181H186V188L185 189H180V190H182V193H181V191L180 190H176V191H171L170 192V190H169V192L168 193H166V195L164 196L163 194H159V196H158V194H156L155 195V193H153V191L155 192V190L156 191H158V190H160V189H158L157 187L158 186H160L161 184L160 183H157V185L158 186H154L153 188H151V191H150V193H152V194H150V195H153V199L155 198L156 199V201H159V203H161V201H162V203H165V204H167L168 205V203H169V205H170V203L172 204V205H170V206H172V207H154V206H151L150 207V205H149V207L147 206V205H144V206H140L139 207V205H134L133 206V204L134 203H128L127 202V204H126V201H123L122 202V200L121 199H115L114 198V196H113V199H112V196L110 195V194H108V195H110V196H106L107 195V193L105 194L104 192H102V190L100 191H98V192H102V194H101V196L100 197H96L95 196V194L97 193V192H88L86 195L84 194V195H78L79 197L77 198V196H76V198H73L75 201H72V202H74V204L71 206L70 204H72V203H70L69 204V206H65V205H60V203H59V205H58V203L57 202H59V195H61V194H59V191L56 193V192H53V191H50V190H52V188H50V187H48L47 188V186L49 185V184H47L46 183V185L43 183L42 185H45V188H47L46 189V191L48 192V194H47V192L45 191V193L43 192V196H44V198H45V200H47V201H45V203H43V202H41V203H34L33 201L31 202V200H29L28 198H26L25 196H21L20 197V199H19V197H18V194H12V192L10 193V191H6V192H3V194L5 195V196H10L13 200L14 199H16L15 201H17V199H19L18 201H17V203H19V201H20V203H21V206H23L25 203V207H28V206H26V205H32V207H38V206H43V207H49V208H47L48 209V211L47 210H45V211H47L46 213L43 211V214H41V216H43V219H42V217L40 218V217H38L39 219L38 220H36V221H32L33 223H31V227H30V225H24V226H14V227H9L8 225H7V223H6V221H4L2 218H0V226H2L3 228H7L8 229V232H9V235L11 236L10 237V240H15V241H19V242H22V243H25V245H29V246H34V248L32 247V254H30V255H23L24 257H22V259H23V262L24 263H26L25 261H27V262H30V261H35V258L37 259V257L39 256L40 257V254H41V249L39 248L38 250H36V248L38 247L37 245H40L42 242H47V241H49L50 239H52V240H50L52 243L53 242H55L56 240H58L57 239V236H58V238H60V236H61V234L62 233H60V230L62 231H65V232H67L69 235H68V237H69V239H73L72 241H74V243L72 242V245L74 246V248L75 247H77V246H79V247H77V248H80L82 251H80V249H78V250H76V251H78V256H81L82 257V253L85 251V249L86 250H89V253H90V255H94V254H98V255H101V256H103L102 255V253H105V252H107V250L106 249H103V251L101 250V248H97L98 250H94L93 249V247L94 246H92L93 244H91L90 242V240H91V238H90V240L89 239H87L86 237H85V235H84V238L82 237V238H80L79 239V234H81V235H83L85 232H87L88 230H89V227H90V225L91 224H94V222H95V218H97V215L98 214H103V208L102 207H105L106 206V210H107V212L110 214V216H111V219H114V220H116L118 223H121V222H128V223H132V225L133 224H140L141 225V223H148L149 224V221H150V226H151V228L153 229H151L152 231H154V235H155V237H154V239L155 240H153V244H152V247H150L149 246V248H150V250L152 249V251H153V249H154V252H156L158 249H160V250H158L154 255L156 256V254H157V256H158V252H160V253H163V252H165V249H166V251H168V250H174L175 249V247H180L181 246V244L182 245H186L187 244V242H188V246L187 247H190L192 250H193V252L195 253V264H205V262H204V260H203V257H202V253L203 254H209V255H214V256H219V257H221V258H225L226 260H231L232 262H233V264H238L239 262L241 263V264H264V235H263V233H264V225L263 224H261V223H258V222H256V218L254 219V217H253V215L255 216L256 214V210L254 211L253 209L252 210H250L248 213L250 214H244L243 215V217H242V214H238L239 212H237V213H235V215L237 216H240V219H243L244 218V216L246 215H248L246 218H244V220L242 221H240V219H239V217H233V222L236 224V226L234 227L235 229H236V231L234 230V229H231V228H233V227H229L230 228V230H229V228L227 229V230H229V232L228 231H226V228H225V230L221 227V223H220V221L218 222V221H212V222H210V220H203V219H201L200 220V218L199 219H196V217H197V214H198V216L200 215L199 213H197L196 214V212H191L192 211V209H193V207L192 208H190L189 209V207H184L183 205H184V200L182 199V194L184 195V193L186 192L185 190L187 189V193H185V195H186V197H189L190 195V197L192 198V199H194L195 200V198L196 199H202V201L204 202L205 200H206V202H202V201H200V202H197L198 204H196L195 205V208L194 209H204L205 207H210V203L212 204V208H213V210L215 209L217 212H221L222 213V215L224 214V212L225 211H227V209H225V208H227V207H222V209H221V207L219 208V201H218V199L216 198V196L218 197L222 192L221 191H219V190H217L216 191V188L217 189H223L224 188V179H223V181L219 178V176H217L218 177V179L216 180V181H219V180H221V181H219V184H220V186H222L223 185V188H221L220 186V188H218V184H216V183H218V182H215V184H216V186L217 187H214L213 185H211V186H213V187H210V188H212L211 189V191H212V195H211V191L209 190L210 188L209 187H207V185L210 183V182H212L211 181V177H209L208 179H210V182L207 184V179L206 180H201L202 179V177H204V172L205 171H194L193 169L191 170V169H188ZM41 174V175H43V177L39 174V173ZM131 172V173H130ZM197 172H199V174H197ZM207 172H205V173H207ZM217 172V173H216ZM124 173H126V174H124ZM23 175V176H22ZM138 176V177H137ZM193 177V179H195L196 178V180H193L191 177ZM194 176H196L195 178H194ZM2 177V176H1ZM0 177V178H1ZM38 177V178H37ZM39 177L41 178L40 179V181L38 180L39 179ZM154 177V176H153ZM152 176H149L147 179H149L150 181H152L151 179L153 178ZM189 177H190V179H189ZM206 177H207V175H206ZM145 178V177H144ZM185 178V177H184ZM183 177H182V179H184ZM205 178V177H204ZM122 179V178H121ZM166 179V178H165ZM28 180H30V181H28ZM32 180V181H31ZM193 182H192V181ZM214 180H213V183H214ZM36 181V182H35ZM178 181V180H177ZM183 181V180H182ZM203 181V182H202ZM153 182V181H152ZM162 182H164V179H162ZM189 182H191L192 184H190ZM220 182H222V183H220ZM119 183H121V184H123V186H125V185H127V183H125V181L124 180H122L121 182H117V183H115L117 186L119 185ZM177 183H179V182H176V184ZM200 183V184H199ZM201 183H206V185L204 184V185H201ZM0 184H1V182H0ZM138 184V183H137ZM188 184H189V186H188ZM210 184H212V183H210ZM222 184V185H221ZM130 185V184H129ZM192 185V186H191ZM200 185V186H199ZM239 185V184H238ZM50 186V185H49ZM120 186V185H119ZM122 186V185H121ZM187 186H188V188H187ZM199 186V187H198ZM208 186H210V185H208ZM233 186H235L234 184H233ZM156 187V188H155ZM192 187V188H191ZM200 187H202V188H200ZM205 187V188H204ZM209 188V189H207V188ZM149 189V188H148ZM202 189V190H201ZM206 189V190H205ZM153 190V191H152ZM183 190H184V193H183ZM191 190V191H190ZM195 190V191H194ZM209 190V191H208ZM69 191H71V189L70 190H68L67 192H68V194H69ZM202 191V192H201ZM205 191V192H204ZM216 191V192H215ZM23 192H25V190H23ZM27 192V191H26ZM51 192V193H50ZM148 192H149V190H148ZM177 192V193H176ZM179 192V193H178ZM192 192V194H190ZM193 192H195V193H193ZM216 193V195H215V193ZM63 193V192H62ZM103 193H104V195H103ZM206 193V194H205ZM217 193L219 194V195H217ZM55 194H57V196L55 195ZM66 194V195H65ZM67 193H63V197H66L67 195H68ZM92 194V195H91ZM94 194V195H93ZM188 194H190V195H188ZM223 194V193H222ZM41 195V196H42ZM53 195H55V197H53ZM103 195V196H102ZM161 195V196H160ZM178 195H180V196H178ZM184 195V196H185ZM194 195V196H193ZM201 195V196H200ZM203 195H204V199L202 198L203 197ZM98 196H99V193H98ZM193 196V197H192ZM205 196H206V198H205ZM211 196H213L212 198H211ZM85 197V198H84ZM94 197H96V198H94ZM101 197L103 198V199H101ZM177 197V198H176ZM195 197V198H194ZM198 197V198H197ZM208 197V198H207ZM54 198H56V199H58V200H56L55 199V202L53 203V201H54V199L52 200V199ZM82 198V199H81ZM97 198H100V199H98V200H96ZM159 198V199H158ZM167 198V199H166ZM27 199L29 200V201H27ZM48 199H50V201L48 200ZM72 199V200H73ZM79 199V200H78ZM80 199H81V201H80ZM115 199V201H113ZM173 199V200H172ZM180 201H179V200ZM208 199V200H207ZM212 201V202H210V200ZM216 199H217V202H216ZM24 200H25V203L23 204L22 202H24ZM100 200H101V203H100ZM177 200V201H176ZM96 201H99V202H96ZM154 201V200H153ZM174 201H176V202H174ZM184 201V202H183ZM27 202H30V203H28L27 204ZM46 202H49L50 204L51 203H53V205H50L49 203H46ZM183 202V203H182ZM20 203L19 204H17L18 205V207H21L20 206ZM32 203V204H31ZM121 203V204H120ZM124 203V204H123ZM181 203V204H180ZM187 203V202H186ZM200 203H202L201 205H199ZM217 203V204H216ZM23 204V205H22ZM33 204H35V205H33ZM36 204H38V205H36ZM54 204H56V205H54ZM100 204V205H99ZM128 204H129V206H128ZM175 206H174V205ZM183 204V205H182ZM204 204V205H203ZM205 204L207 205V206H205ZM214 204L216 205V206H214ZM97 205H99V207L97 206ZM104 205V206H103ZM124 205V206H123ZM126 205V206H125ZM185 205H187V204H185ZM197 205H198V207H197ZM219 205V206H218ZM0 206H5V203H0ZM73 207L72 209L70 208H66V207ZM122 206H123V208H122ZM182 206L185 208H182ZM201 206H202V208H201ZM218 206V207H217ZM51 207V208H50ZM57 207H58V209H57ZM60 207V208H59ZM61 207H63L62 209H61ZM118 207V208H117ZM180 207V208H179ZM207 207V208H208ZM210 207V209H212ZM54 208V209H53ZM158 208V209H157ZM162 208V209H161ZM172 208V209H171ZM182 208V209H181ZM206 208V209H207ZM218 208V209H217ZM236 208V207H235ZM234 207H232V209H235ZM111 209V210H110ZM118 209V210H117ZM153 209H155V210H153ZM165 209H167L166 211H165ZM179 209V210H178ZM187 209H189V210H191V211H187ZM50 210H52V211H50ZM57 210H60V211H57ZM68 210V211H67ZM162 210V211H161ZM172 210V211H171ZM183 210H185V211H183ZM221 210V211H220ZM225 210V211H224ZM68 212V214H67V212ZM77 211V212H76ZM117 211V212H116ZM153 211H155V213L153 212ZM164 211V212H163ZM178 211H180V212H178ZM182 211L184 212V214L185 215H183L182 214ZM224 211V212H223ZM251 211H253V213L251 212ZM54 212L55 213H57V212H59V213H63L64 212V214H65V219H64V221H66V224H65V222H63V218H61L62 219V222L60 221V219H59V221H58V219H55V222H54V219H53V221L52 220H50V221H52V222H46L45 223V221H48V220H46V218L47 219H49L50 218V213H52L53 215H54ZM80 214H79V213ZM150 212V213H149ZM166 212V213H165ZM251 212V213H250ZM69 213H70V217H69ZM74 214V216H72V214ZM81 213H82V215L83 214H85L86 215V217H89V215H90V217L88 218V220H87V222H86V226H82V224L83 223H80L81 221H83V219L82 220H80L79 218H81ZM149 214V216H148V214ZM165 213V214H164ZM170 213H171V215H170ZM187 213H188V215H187ZM192 213H195L194 215L192 214ZM220 213V214H221ZM45 214H47V216L49 215V217H45ZM145 214V215H144ZM180 214V215H179ZM219 214V215H220ZM67 215V216H66ZM78 215V216H77ZM143 215V216H142ZM158 215V216H157ZM196 215V217H194ZM76 216V217H75ZM80 216V217H79ZM109 216V217H110ZM113 216V217H112ZM155 216V217H154ZM165 216H167V217H165ZM183 216V217H182ZM185 216V217H184ZM188 218H187V217ZM189 216H190V218H189ZM249 216H250V218H252V219H250L249 218ZM252 216V217H251ZM69 219V221H68V219ZM72 217V218H71ZM122 217V218H121ZM175 217H176V219H175ZM193 217V218H192ZM40 219H42V220H40ZM71 219L73 220H75L73 223L71 222ZM121 219H123V220H121ZM125 219H127V220H125ZM147 219V220H146ZM183 219V220H182ZM195 219V221H193ZM235 219V220H234ZM245 219H246V222L244 223V221H245ZM41 222H40V221ZM57 220V221H56ZM80 222H79V221ZM133 220V221H132ZM238 220V221H237ZM249 221V223H248V221ZM252 220H254L253 222H252ZM38 221L41 223V226H40V223H38ZM121 221V222H120ZM155 222L156 223V225H157V231H158V229L160 230V232L167 238H169V240L168 239H164V240H161L158 236H156V234H157V232H156V230H154V229H156V226L155 225H153L154 227H152V225H151V222ZM184 221H186L185 223H184ZM188 221V222H187ZM198 221V222H197ZM199 221H202V222H199ZM203 221H204V224H203ZM235 221H237V223L235 222ZM239 221H240V223H239ZM43 222V223H42ZM56 222H61L60 224H63L62 225V227L63 228H61L60 227V225H59V228L58 227H56L57 225V223ZM196 222V223H195ZM209 222V223H208ZM215 222V223H214ZM36 223V224H35ZM47 223H48V226H49V224H51L50 226V229H49V232L47 231L45 234H44V232H43V229H45L46 228V226H47ZM56 223V224H55ZM70 223V224H69ZM191 223H192V225H191ZM195 223V224H194ZM201 223H202V225H201ZM248 223V224H247ZM252 225H251V224ZM5 224H6V226H5ZM34 224V225H33ZM53 224H55V225H53ZM59 224V223H58ZM69 224V225H68ZM76 224V225H75ZM90 224V225H89ZM197 224V225H196ZM206 224V225H205ZM219 224H220V226H219ZM237 224H240V226H238ZM36 225V226H35ZM43 225V226H42ZM64 225H66V226H64ZM70 225H73L72 227H70ZM89 225V226H88ZM139 225V228L141 227ZM213 225H214V227H213ZM218 225V226H217ZM243 225V226H242ZM247 225V227L249 228V230H248V228L246 229V226ZM33 226V227H32ZM67 226H69L70 228H73V229H70L69 227H67ZM77 227V229H75L76 227ZM82 226V227H81ZM92 226V225H91ZM199 228H198V227ZM205 226H207L206 228H205ZM238 226V227H237ZM25 227H27V229L29 228V230H27V232L28 233H25L24 231H23V229L25 228ZM40 227V228H39ZM45 227V228H44ZM81 227V228H80ZM88 229H87V228ZM163 227V228H162ZM214 228V232L211 230V228ZM218 227V228H217ZM240 227V229H238ZM243 227H245V229L244 230H246L245 232L243 231ZM39 229V231H38V229ZM43 228V229H42ZM161 228V229H160ZM6 229V230H7ZM40 229L42 230V231H40ZM68 229V230H67ZM76 231H75V230ZM82 229V230H81ZM142 229H144V230H142ZM142 229H140L139 230V232H141V233H139V232H136V233H133L134 235H136V236H134L133 234H130V235H132V236H129L128 234H126V237H127V239L128 238H130V237H132V238H135V237H137L138 235L139 236H141L142 235V231H145V230H149L148 229V227H145V228H142ZM200 230V235H199V230ZM205 229V230H204ZM212 231V233H211V231ZM221 229L222 230H224V231H221ZM256 229V230H255ZM259 229V230H258ZM261 229V230H260ZM10 230V231H9ZM56 230V231H55ZM115 230V229H114ZM173 230V231H172ZM175 230H176V232H175ZM231 230H232V232L233 231H235V234H234V232L232 233L231 232ZM239 230V231H238ZM254 230V231H253ZM263 230V231H262ZM30 231V232H29ZM69 231V232H68ZM72 231H74V232H72ZM207 231V232H206ZM210 231V232H209ZM243 231V232H242ZM250 233H249V232ZM262 231V232H261ZM33 232V233H32ZM41 232V233H43V236H42V234H39V233ZM71 232V233H70ZM75 232H77L76 234L78 235V236H76V237H78V238H75V237H73V234L75 233ZM156 232V233H155ZM164 232V233H163ZM203 232V233H202ZM225 234H224V233ZM241 234H240V233ZM258 232V233H257ZM13 233V234H12ZM32 234V236H29V234ZM115 233V232H114ZM139 233V234H138ZM144 233H146V232H144ZM206 233V234H205ZM208 233V234H207ZM218 236H216L215 234ZM221 233V234H220ZM230 236V238H229V236L227 235V234ZM246 233H248V234H246ZM30 234V235H31ZM47 234V235H46ZM50 234V235H49ZM58 234H60V236L58 235ZM71 234V235H70ZM113 234V233H112ZM116 234V233H115ZM28 235V236H27ZM49 235V236H48ZM128 235V236H127ZM170 235L171 236H173V237H175V238H173V239H179L178 241H179V243L178 244H175V243H172L171 242V239L172 238H170ZM183 235V236H182ZM185 235V236H184ZM196 235V236H195ZM202 235V236H201ZM203 235H204V237H203ZM208 235V236H207ZM214 235V236H213ZM235 235H239V237L237 236H235ZM256 235V236H255ZM42 238H41V237ZM225 236V237H224ZM28 237V238H27ZM49 237V238H48ZM157 237V238H156ZM178 237V238H177ZM188 237V238H187ZM202 237V238H201ZM207 237V238H206ZM214 237H215V239H214ZM222 237H224V238H222ZM243 237V238H242ZM248 237V238H247ZM252 237H256V239H257V237H258V240H256L255 238L253 239ZM262 237H263V239H262ZM47 239V241H46V239ZM56 238V239H55ZM94 237H92V239H93ZM98 237H95V239H97ZM121 238H123V239H125V241L127 240L126 238H125V235H124V237H121ZM186 238V239H185ZM210 238V239H209ZM212 238V239H211ZM218 238H221V239H218ZM24 239H26V240H24ZM37 239H39V240H37ZM61 239V238H60ZM79 239V240H78ZM209 241H208V240ZM218 241H217V240ZM37 240V241H36ZM82 240V241H81ZM247 240V241H246ZM255 240V241H254ZM27 241V242H26ZM29 241V242H28ZM165 241V242H164ZM168 241V242H167ZM186 243H185V242ZM229 241V242H228ZM237 241H238V243H237ZM244 241V242H243ZM160 242V243H159ZM162 242H163V244H166L165 246H163L162 245ZM202 242V243H201ZM221 242V243H220ZM242 242V243H241ZM246 242H247V244H246ZM253 242V243H252ZM30 243V244H29ZM43 243V244H44ZM90 245H89V244ZM169 244V246H168V244ZM235 243V244H234ZM78 244V245H77ZM174 246H173V245ZM221 244V245H220ZM240 244V245H239ZM246 244V245H245ZM77 245V246H76ZM176 245V246H175ZM184 245V246H185ZM209 245V246H208ZM212 245V246H211ZM216 247H215V246ZM250 245V246H249ZM258 245V246H257ZM160 246V247H159ZM183 246V247H184ZM195 246V247H194ZM220 246V247H219ZM238 246V247H237ZM243 246V247H242ZM11 247L12 246H8V244L7 243H3V242H0V252H1V249L2 248H7V249H11ZM36 247V248H35ZM57 247H59L60 249L62 248L61 246H57ZM155 247V248H154ZM182 247V246H181ZM182 247V248H183ZM206 247V248H205ZM219 247V248H218ZM242 248V250L243 251H239V249L240 248ZM157 248V249H156ZM171 248V249H170ZM212 248H216V249H212ZM222 248H223V250H222ZM258 248H259V250H258ZM263 248V249H262ZM56 249H58V248H56ZM222 250V252H221V250ZM12 250V249H11ZM23 250V249H22ZM35 250L37 251V253L35 252ZM59 250V249H58ZM84 250V251H83ZM128 250H130V249H127L126 251H128ZM225 250V251H224ZM241 250V249H240ZM247 250V251H246ZM98 251H100V253H98ZM105 251V252H104ZM224 251V252H223ZM227 251V252H226ZM237 251V252H236ZM244 251H246L247 253H248V257H247V255H246V253L244 252ZM263 251V252H262ZM81 254H80V253ZM243 252V253H242ZM253 252V253H252ZM256 252V253H255ZM89 253H88V256H90L89 255ZM93 253V254H92ZM152 253V252H151ZM201 253V254H200ZM230 253V254H229ZM250 253H251V255L252 256H250ZM34 254V255H33ZM37 254V255H36ZM39 254V255H38ZM234 254V255H233ZM258 254V255H257ZM198 255H200V256H198ZM244 255V256H243ZM256 255V256H255ZM21 256V255H20ZM36 256V257H35ZM246 256V257H245ZM27 258V260H26V258ZM38 257V258H39ZM104 257V256H103ZM135 257H139V255H137L136 254V256ZM235 257V258H234ZM239 258V259H238ZM34 259V260H33ZM245 259H246V261H245ZM256 261H255V260ZM260 259H262V260H260ZM25 260V261H24ZM252 260V261H251ZM234 261H235V263H234ZM251 261V262H250ZM197 262V263H196ZM238 262V263H237ZM254 262V263H253Z\"/></svg>","mask_w":264,"mask_h":264},{"label":"clouds","instance_id":"obj_3","mask_svg":"<svg viewBox=\"0 0 264 264\" xmlns=\"http://www.w3.org/2000/svg\"><path fill=\"white\" fill-rule=\"evenodd\" d=\"M21 15L18 7L0 2V48L11 41L16 30V22ZM23 18V26L28 38L40 49L31 67V82L35 92L39 95H47L72 83L78 70V60L84 51L82 42L77 39L74 31L79 17L73 15L62 22L58 18L51 17L46 9L40 8ZM95 28L97 31L90 34L102 41L105 38L104 33L111 31L112 25L98 22ZM95 50L93 45L92 51ZM170 238L175 237L170 235ZM128 243L137 255L144 259L139 251L137 238H128ZM157 260L159 264H195V253L190 247L178 246L172 251L158 254Z\"/></svg>","mask_w":264,"mask_h":264}]
</instances>
